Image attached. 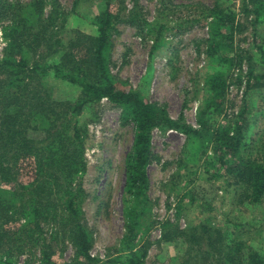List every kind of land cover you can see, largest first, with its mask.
<instances>
[{
	"label": "trees",
	"instance_id": "1",
	"mask_svg": "<svg viewBox=\"0 0 264 264\" xmlns=\"http://www.w3.org/2000/svg\"><path fill=\"white\" fill-rule=\"evenodd\" d=\"M111 1L106 0L93 16L95 34L76 31L70 36L57 0H0V23L8 22L7 43L0 55V264H18L21 255L36 250L42 264H54L52 255L60 240L69 242L74 253V259L63 264L99 261L91 254L93 239L82 210L86 193L73 177L85 171L87 120L83 116L103 98L120 107L134 129L124 159V231L113 261L145 264L151 245L148 232L154 225L147 166L155 129L184 134L193 154L205 157L179 161L182 171L171 179L172 184L178 182V213L186 196L193 204L198 201V191L193 190L195 181L202 179L212 184L221 177L226 187L237 191L239 202L264 203V125L257 123L258 118L251 121L252 103L247 99L264 89V38L257 46L261 68L249 69L236 116L211 126L208 116L219 108L228 87L226 71L216 65L225 63L230 69L235 64L229 54L239 23L229 5L216 3L201 11L208 26L206 57L211 70L204 78L206 90L196 129L181 117L171 118L140 90L119 85L110 68L119 19L109 8ZM47 4L50 9L45 12ZM242 8L254 26L264 23V0H242ZM171 29L157 19L147 23L144 35L152 41L151 53ZM50 78L76 86L78 96L54 97ZM31 165V180L24 183L20 175ZM182 189L184 196H180ZM45 227H50V236ZM160 227L161 241L177 243L184 250L179 255L181 264H264V249L250 247L244 253V243L229 239L227 229L207 223L180 228L168 220Z\"/></svg>",
	"mask_w": 264,
	"mask_h": 264
},
{
	"label": "rangeland",
	"instance_id": "2",
	"mask_svg": "<svg viewBox=\"0 0 264 264\" xmlns=\"http://www.w3.org/2000/svg\"><path fill=\"white\" fill-rule=\"evenodd\" d=\"M57 1L66 14V35L73 36L76 31L96 33L92 19L105 6L106 0ZM216 3L229 5L234 10L239 31L234 35V50L229 54L235 64L230 69L225 63L216 65L226 71L228 87L219 108L208 116L210 125L215 126L236 116L242 105L249 69L258 71L261 68L257 46L264 38V23L252 24V17L243 12L242 0H112L109 5L111 11L119 14L113 31L110 63L119 85L140 90L146 100L163 106L171 118L181 117L196 129L200 128L197 111L206 90L204 78L211 70L206 57L208 26L201 11ZM45 6L47 12L50 5ZM156 19L172 29L164 35L162 45L151 53L152 41L144 32L147 23ZM7 23H0V55L7 43L4 34ZM49 83L56 98L73 100L78 96L79 89L68 82L50 78ZM247 99L252 103L251 121L258 118L257 123L264 125L261 112L264 89ZM83 117L87 120L85 171L76 174L73 182L82 185L86 193L82 210L93 239L91 254L98 258L96 264H120L113 260L124 231V159L132 144L133 125L122 114V109L106 98ZM151 146L147 175L154 225L148 232L151 245L145 264H181L179 255L184 250L179 244L160 240L163 220L180 228L207 223L227 229L229 239L244 243V253L250 247L264 249V203L239 202L237 191L226 187L221 177L214 178L212 184L202 179L195 181L193 190V193L198 191V201L193 204L186 196L178 213L179 195H176L175 185L178 182L174 180L172 184L171 179L177 171H182L179 161L190 158L203 161L205 157L194 155V149L186 146V136L174 130H153ZM32 173L31 165L21 173V180L27 183ZM190 177L196 178L193 174ZM184 195L182 189L180 196ZM46 229L50 236V227ZM56 248L52 255L54 264L74 259L73 248L66 240H60ZM38 256L37 250L27 251L19 257L18 264H42Z\"/></svg>",
	"mask_w": 264,
	"mask_h": 264
}]
</instances>
